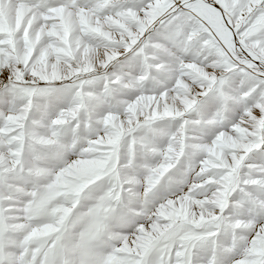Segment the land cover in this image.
<instances>
[{"label":"snow or ice","instance_id":"6c2138e0","mask_svg":"<svg viewBox=\"0 0 264 264\" xmlns=\"http://www.w3.org/2000/svg\"><path fill=\"white\" fill-rule=\"evenodd\" d=\"M0 264H264V0H0Z\"/></svg>","mask_w":264,"mask_h":264}]
</instances>
